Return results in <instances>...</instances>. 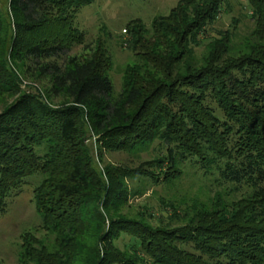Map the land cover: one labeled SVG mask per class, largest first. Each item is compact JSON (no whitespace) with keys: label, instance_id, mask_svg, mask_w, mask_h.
Returning <instances> with one entry per match:
<instances>
[{"label":"trees","instance_id":"obj_1","mask_svg":"<svg viewBox=\"0 0 264 264\" xmlns=\"http://www.w3.org/2000/svg\"><path fill=\"white\" fill-rule=\"evenodd\" d=\"M95 1L10 0L16 36L9 56L32 62L51 83L48 98L10 88L2 78L6 45L0 52V94L16 96L0 114V212L41 174L36 208L58 235L52 252L24 242V257L34 264H264V0H248L254 27L244 35L234 26L210 35L225 0H180L151 26L131 21L122 46L136 60L118 95L104 48L69 57L85 35L75 19ZM85 119L101 158L104 151L138 154L158 141L163 155L143 165L160 172L107 165L103 176L80 136ZM186 164L243 194L168 206L163 227L122 213L128 178L171 182ZM122 232L137 241L116 244ZM189 242L200 254L181 248Z\"/></svg>","mask_w":264,"mask_h":264},{"label":"rangeland","instance_id":"obj_2","mask_svg":"<svg viewBox=\"0 0 264 264\" xmlns=\"http://www.w3.org/2000/svg\"><path fill=\"white\" fill-rule=\"evenodd\" d=\"M180 0H96L85 6L75 19L77 25L84 33V41L78 43L69 57L84 59L92 57L97 48L104 50L111 56V64L107 66L115 93L118 95L124 89V74L129 66L136 60V54L126 44L130 39L126 31L128 24L135 19H142L147 26H151L152 20L158 15H167L179 3ZM226 6L217 20L210 27V35H217V32L227 30L231 26L236 27L239 35H244L254 27L252 9L248 0H225ZM234 24V25H233ZM15 28L10 12V0H0V52L7 49L6 69L7 73L2 76L3 80L9 83L10 88L20 89L24 93L42 95L48 98V87L51 85L49 77H41L36 74V67L30 61L10 57L12 44L15 39ZM13 85L14 87H11ZM12 94L11 92L8 95ZM16 96L8 97L0 94V114L5 112L6 102L11 103ZM52 104L58 105L57 99L50 100ZM81 135L85 142L92 149L95 166L103 172L105 166L113 169L123 168L127 165L137 169L145 163L156 160L163 155L162 146L156 141L148 151L138 154L128 151H104V156L99 155L100 144L88 119L81 120ZM155 165V164H154ZM147 164L145 168L151 171L160 172L158 168H152ZM153 169V170H152ZM42 175L37 174L28 179L19 193L13 194L8 199L7 208L0 212V264H34L32 259L24 257V242L28 245L38 247L44 243L49 252L58 249L57 233L45 227L42 216L36 208L34 190L42 180ZM106 178V177H105ZM130 189V199L122 213L138 222H142L143 215L154 227H163L164 222L168 223L170 215L168 206L179 203L192 205L195 200L207 201L223 194L226 199L239 197L234 185H230L234 192L225 187L216 174H206L194 164L183 166V174L180 178L171 182H164L163 178H151L147 176H132L126 180ZM185 206V205H183ZM151 210L152 216L144 214ZM183 222L174 226H184ZM118 243L137 241L126 232L120 234ZM181 248L186 251L197 252L194 242L182 243ZM205 258L211 260L207 255ZM214 261V260H211Z\"/></svg>","mask_w":264,"mask_h":264}]
</instances>
